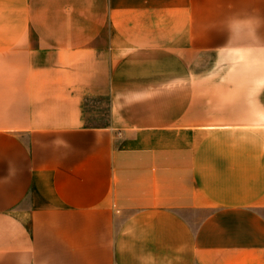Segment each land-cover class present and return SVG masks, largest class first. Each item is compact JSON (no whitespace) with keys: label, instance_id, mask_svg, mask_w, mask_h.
<instances>
[{"label":"crops","instance_id":"crops-1","mask_svg":"<svg viewBox=\"0 0 264 264\" xmlns=\"http://www.w3.org/2000/svg\"><path fill=\"white\" fill-rule=\"evenodd\" d=\"M0 264H264V0H0Z\"/></svg>","mask_w":264,"mask_h":264},{"label":"rangeland","instance_id":"rangeland-1","mask_svg":"<svg viewBox=\"0 0 264 264\" xmlns=\"http://www.w3.org/2000/svg\"><path fill=\"white\" fill-rule=\"evenodd\" d=\"M85 116L88 124H102L107 121L108 101L105 97L88 98L85 102Z\"/></svg>","mask_w":264,"mask_h":264}]
</instances>
